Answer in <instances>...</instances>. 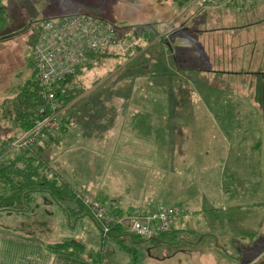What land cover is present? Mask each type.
<instances>
[{
    "label": "rangeland",
    "instance_id": "obj_1",
    "mask_svg": "<svg viewBox=\"0 0 264 264\" xmlns=\"http://www.w3.org/2000/svg\"><path fill=\"white\" fill-rule=\"evenodd\" d=\"M0 1L6 9L5 18L0 22V101L13 95L17 86L31 76L29 57L39 23L70 13L103 18L119 31L116 41L109 47L108 57H99L74 77L73 83L83 90L72 98L73 101L88 100L92 103L88 102V106L93 105L96 109L106 106L112 114L117 113L112 109L120 106L108 102L118 101L119 96H113L121 95L120 92H125L128 97L164 96L174 101L171 106L175 110L165 120L161 118L166 116V112L152 102L145 103L149 104L145 105L146 109L154 106L159 119L152 114L151 120H148L144 106L133 115L119 111L118 118L125 127L138 121L141 130L169 129L172 133L163 146L162 137H153V147L161 146L160 152L153 150V175L149 178H153V202L163 197L166 205L171 203L168 200L179 188H185L180 196L195 195L186 229L165 232L157 238H130L125 235L122 243L130 249L122 246V257L118 250L115 255L111 253L112 264H264V104L255 99V88L250 89L249 83L240 78V73L222 72L219 71V64L212 65L215 64L212 61L215 45H219L225 33L229 34L227 32L231 30L240 37V47L238 52H232V65L228 67L247 71L249 76H256L257 72L264 75V52L262 54L261 48L264 24L259 20L262 17L258 7L260 1L252 9L245 0H233L236 6H232L231 12L214 8L213 4L221 3V0H194L195 3L186 6L167 0ZM202 5L210 6L204 10ZM235 14L238 17L234 18ZM237 20L248 25L240 26L244 23H239L237 29L226 28ZM145 29L169 33L172 46L177 44L181 48L182 52L175 53L183 67L179 77H170L171 74L161 71V68L156 70L158 73L153 71V50L147 54L144 52L153 40L147 42L142 34L137 35ZM255 37L258 39L251 40ZM253 42L255 48L251 46ZM205 48H209V52ZM134 67H137L136 71H133ZM136 74L139 77L134 80L135 87L131 89L130 84ZM122 79L131 82L124 83ZM173 81L183 82L185 88L176 87ZM145 101L149 102L148 99ZM82 112H76L79 118L83 117ZM91 122L97 123L93 119ZM127 130L123 129L124 135L120 136L121 128L118 129L113 140L112 137L98 140L91 136L85 143L82 128L75 135L78 138H74L75 143L80 141L78 147L65 154V158L73 164L65 163L63 166L64 154L54 159L50 156L49 161L60 160L67 175L73 174V170H69L71 166L75 169V176L97 181L93 186L99 189L98 182L105 178L107 158H111L113 149H116L113 146L119 138H132L127 136ZM13 132L9 121L0 117V144ZM182 147H186L187 152H180ZM16 152L13 150L10 155ZM231 170L237 182L232 185L231 193L225 190L216 200L219 205L208 206L202 195L205 193L207 197L209 191L214 193L223 186L230 187ZM146 171V168L142 169V173H127L124 170L127 178H138L135 184L129 185L138 197L144 193L146 185L140 184L139 179ZM112 172L109 169L106 179ZM204 173L207 183L200 186V176ZM115 188L118 189V186ZM198 188L202 190L200 193ZM125 192L120 193L124 195ZM99 198H102L101 195ZM31 206L40 214L52 211V216L45 215L47 222L52 224H47L37 233L45 240L79 238L91 248L90 252L93 250L95 253L101 248V243L108 240L116 243L111 236L102 238L98 227L89 218H86L84 226L88 232L80 226V222L77 226L73 224L77 219L74 214L65 216V223L62 224L58 222L57 209ZM105 248L104 252L110 246ZM102 264H108L105 258Z\"/></svg>",
    "mask_w": 264,
    "mask_h": 264
},
{
    "label": "crops",
    "instance_id": "obj_2",
    "mask_svg": "<svg viewBox=\"0 0 264 264\" xmlns=\"http://www.w3.org/2000/svg\"><path fill=\"white\" fill-rule=\"evenodd\" d=\"M169 3H173L172 0H167ZM227 1L229 0H221V3L213 4L215 9H224L227 10V7H231V5H227ZM260 1V5L258 7L261 8L262 17L259 19L264 24V0H245V2H248L249 7L254 9L255 3ZM195 1L191 0L188 1L185 4V6L193 4ZM235 2V1H234ZM205 3V2H204ZM207 4V3H206ZM211 4V3H210ZM236 2L234 3V7ZM204 6V5H202ZM210 5H207L209 7ZM246 6V5H245ZM244 6V7H245ZM205 7V8H204ZM203 9L205 10L207 7L204 6ZM248 8V5L246 6ZM198 12V11H197ZM231 12V8L229 10ZM195 13V12H194ZM193 13V14H194ZM194 16V15H193ZM231 14L229 15V17ZM238 17L236 14L234 18ZM257 20L254 19V21ZM258 20V21H259ZM254 21L252 23H254ZM236 23L231 25H237L240 22L239 20L235 21ZM250 23V22H249ZM183 24L180 25L182 27ZM249 26L253 28L250 24ZM159 32V35L162 34L163 36V42L160 43L159 40H157L152 45H149L144 52L146 54L149 51L153 50V71L157 72V69L161 68V71H167L171 74L170 77H179V72L183 67L179 64V59L176 56V52H182L181 48L176 44L174 47L172 46L171 42L169 41V33L166 34V32L161 33ZM228 33V32H227ZM254 34V33H253ZM224 40L229 41L230 46L235 45L237 49V45L235 43L236 40H238L240 37L238 36L237 32L231 31L229 34L225 33V36L222 37ZM222 39V40H223ZM258 38H254L251 40H257ZM261 40L264 41V36H261ZM220 43V41H219ZM155 46V47H153ZM252 48H255L254 42L251 43ZM262 48V54L264 52V43L261 44ZM205 51L209 52V48H205ZM235 48L231 47L230 50H233ZM221 51V46L215 45L214 47V54L219 55ZM143 53V51H142ZM170 60V63H168ZM172 60V61H171ZM214 62V58L212 60ZM213 65V64H212ZM218 66V64L216 65ZM137 67H134L133 71H136ZM130 71V70H129ZM160 71V70H159ZM158 73V72H157ZM135 77V79H134ZM139 77V74H136L133 76L132 84H130L131 89L135 87L134 80H136ZM124 83H130L131 80H123ZM176 85V87L185 88L183 82L180 83L178 81H173ZM150 84V83H148ZM130 88V87H129ZM121 95H115L119 96L118 101H111L108 103L111 104H118L120 107H116L115 109H112V111H117V113L113 112L110 113V109L106 106L104 107H98L93 108V105L88 106L91 103L88 100L84 101H73L70 100L68 103L64 105L63 110L61 111L60 117H61V123L62 128L59 130L56 134H54V137L47 138L44 142L41 143V148L39 150V153H41L43 156L46 157V159H50V156H53V159L56 157H60V154H64V157L62 158V164L65 166L66 164H73V161L70 162L67 158H65V154L72 152L75 147H78L80 141L77 143L74 142V138H78L75 135H77L80 131V129L83 128L85 134H82V137L88 142L89 137H97L98 140H101L100 138L104 137H112V140L114 139L116 135V132L118 129L121 128V134L120 136L124 135L123 129L128 128L127 136H131V140L126 137H122L118 139V142L116 143V146L114 145L116 149L114 151L113 156L110 158H107V163H105V178L100 180L98 183L100 185L99 189L96 188L95 185L97 181L85 179L83 177L75 176L74 171L75 169L70 166L69 170L72 172V175H67L64 168L62 169V165L60 163V160H53L49 161V168L56 174L57 182L60 181L64 182L69 191L74 190H87L91 193H93L100 201L104 202L105 204L109 205L110 207L117 208V210H121L122 212L126 213H133V214H150L155 212L161 204H165V199L163 197L157 198V200H154L153 202V193L151 188H153V178H149L150 175H153V150L155 152H160L159 147H153V137H162V146L164 141L168 142L170 139V136H172V133L169 131V129H164L160 131L158 128L153 130L152 128H149L148 130H141V124H139L138 121L135 122V125H129L127 127L124 126L122 120L118 118L119 111L125 112L126 114L133 115L138 110L142 109L141 106L149 105L151 102L153 104L159 105V107L166 112V116H163L161 118L162 120H165L168 118L169 113L173 114L172 111L175 110L174 107L171 106V104H174V101H170L167 99V97L164 96H130L128 97L125 95V92H120ZM163 95V94H162ZM85 97V96H84ZM83 98V96H82ZM197 98V97H196ZM146 99L149 100L145 101ZM149 103V104H145ZM92 104V103H91ZM166 109L164 106H166ZM84 106L86 108L84 109ZM92 106V107H91ZM140 106V108H138ZM95 109V110H94ZM83 110V117L82 115L80 118H83V120L80 121V118L78 117L79 114H76L77 111ZM147 111V119L151 120L152 114L156 115L155 117L159 119V115L156 114V108L149 106ZM95 120L97 123L91 122V120ZM143 121V120H142ZM123 124V125H122ZM125 127V128H124ZM138 127V129H136ZM79 128V129H78ZM75 130H77L75 132ZM83 132V133H84ZM166 132V133H165ZM174 135V134H173ZM126 136V135H125ZM90 140H92L90 138ZM93 140H95L93 138ZM131 141V142H130ZM175 141V139H173ZM128 142V143H126ZM118 153H117V152ZM187 152L186 147L181 148L180 152ZM261 152V151H260ZM263 154V153H262ZM117 157H114L116 156ZM182 155V154H181ZM262 157V155H260ZM114 158V159H113ZM264 158V154H263ZM113 159V163H112ZM261 162L260 160H258ZM77 165V163H75ZM137 168L136 170H134ZM146 168V173H144V177H142L140 184L146 185L143 187L144 193L141 194L139 197L138 195L134 194L133 189L129 186L130 184H135V181L138 180L137 177L133 178H127V175L124 173V170L129 173V171H138L142 173V169ZM206 170L205 167H202ZM211 168V166L209 167ZM264 168V164H263ZM109 169L112 172L110 173V178L108 176V179H106L107 172ZM232 169V168H231ZM202 170V169H201ZM200 170V174H201ZM78 171V170H77ZM78 173V172H76ZM102 174V170H101ZM206 173H204L202 176H200L199 185L205 186L207 183L206 179ZM140 177V176H139ZM144 178V179H143ZM206 179V181L204 180ZM260 181V180H259ZM237 183L235 180V174L231 170L230 173V187H224L217 192L207 194V197L205 196V193L202 195L204 202H207V205L210 207H215L218 204V201H216L219 197L221 198V193L225 190L232 191V185ZM115 186H118V189L115 188ZM206 188V187H205ZM203 189V188H202ZM126 190L125 194L122 195L120 192ZM185 188H179L177 191H173L174 195L172 194L170 199L168 201H172L171 203L165 204L164 206H179L183 207V211L181 214L177 216L175 219V222L173 223V227L171 231H184L186 229V225L188 222V217L191 215V209H193V203L195 201V195L193 196H180V193H183ZM198 188V192L200 193ZM99 195H101V199L99 198ZM179 195V196H178ZM105 199V200H104ZM216 201V202H215ZM220 201V200H219ZM31 204L36 205L37 207L43 209L46 208V206L51 207V209H57L56 212L59 220L58 222L64 224L65 221L63 218L66 216H69L70 214L76 215L77 219L74 220L73 224L75 226L78 225V222H80L81 227L85 229V224L87 223L86 218H89L91 221L94 222L92 217L84 211V209H80L75 201L73 199H70L68 197H61L58 200H53L47 192L44 191H33L28 199V204H18L23 207V209L15 210L12 207L3 208L0 206V264H102L103 258L106 259L108 264H112V258L111 253L114 255L116 254V251H120V256L122 257V253L124 250L121 249L120 243L112 242L111 240L106 241L104 243L103 247L110 246V249L104 252V257L99 262L97 261V251L96 253L92 250L90 252V247H87L86 244L78 239L79 241L83 242V247L80 249L81 251L73 252V253H64L59 251H54L49 247V243L55 242V241H62V240H45V238L41 237L39 233L41 230H43L45 227H47V224H52L51 222H47L46 217L52 216V211L46 210L47 216L45 217L46 213H38L34 208L31 206ZM206 205V203H205ZM12 206V205H10ZM137 209V210H136ZM43 217L36 218V217ZM57 224H60L58 223ZM89 232L88 229H85ZM92 232V229H91ZM72 238V237H71ZM68 239V238H65ZM64 239V240H65ZM202 240V237L199 238ZM106 249V248H105ZM113 255V256H114Z\"/></svg>",
    "mask_w": 264,
    "mask_h": 264
},
{
    "label": "trees",
    "instance_id": "obj_3",
    "mask_svg": "<svg viewBox=\"0 0 264 264\" xmlns=\"http://www.w3.org/2000/svg\"><path fill=\"white\" fill-rule=\"evenodd\" d=\"M172 1L178 4H184L191 0H172ZM234 3L235 2L233 0L227 1V5H231V7H227L228 8L227 10H230L231 8L232 11V6L234 5ZM5 12L6 9L0 1V22L4 20ZM72 14H78V13H70L67 15H63L57 19L47 18L42 22L48 20L60 21L65 16ZM98 19L108 22L103 18H98ZM42 22L39 23L38 30ZM108 23L112 26V28L117 34V32L119 31H117L114 25H112L110 22ZM245 25H248V23H244L243 25L240 26H245ZM238 26H239L238 24L229 25L226 28L237 29ZM229 32H231V30ZM141 34L143 35V39L146 40L147 42L153 40V43H155L157 40H159V42L162 43L164 41L162 34L159 35V31L153 30V32H151L145 29L143 30V32H137V35H141ZM235 43L237 45V49L234 44L233 46H230L229 41H226L224 39L221 40L220 42L221 51L219 55H216L214 57L215 64L213 65L216 66L217 64H219V66L221 67L219 71L222 72H227L232 74L235 73L237 75L240 73L241 74L240 78L246 80L249 83L248 86L250 87V89L255 88V93H254L255 99L259 103L264 104V75L262 74V72H257L259 74L256 76L255 75L249 76L247 74L248 73L247 71H243V70L241 71V70H235L229 68L230 67L229 65H232L231 64L232 52L235 53L236 51L238 52L239 51L238 48L240 47L239 39L236 40ZM140 46L142 45H139V47ZM109 47L111 46L102 45L97 49L86 50L85 52L87 54L88 61L84 65L77 66V68L73 72L65 75L62 79L57 80L56 82H54L49 86V89L54 91L56 97L62 102L63 105H65L70 100H72V98L79 95V93L83 90L82 87H78L75 83H73L74 77L80 72V70L84 69L85 67L89 68L92 65V63L97 61L99 57L101 58L108 57L107 53H109L110 51ZM231 47L235 49L230 50ZM31 53L29 57L30 63L32 65L31 76L28 79H26L23 83H21L19 86H17L16 91L14 92L13 95L6 96L0 101V117L9 121L14 131L12 135H9L5 139H3V141L0 144V206L3 208L12 207L15 210H19V209L21 210L23 209L21 205L23 204L27 205L30 194L36 190L47 192L53 200H58L63 196L68 197L70 199H73L80 209L82 210L84 209V211L89 213V215L94 220L95 225L98 227L99 234L102 236V238L111 236L114 239V241L120 242L121 247L125 246V248L128 250L130 248H128V246L125 243H122L123 237L125 235H129L130 238H135L140 236L126 231L120 225H113L110 228V231L106 235H104L100 231V226L98 221L93 217V215L90 213L88 208L75 197L76 190L70 192L67 185L64 182L62 181H60L59 183L57 182L56 174L49 168L48 159H46L45 156L39 153V150L41 148V143L44 142L49 137H54L55 136L54 134H48L47 137L44 139V141H38L37 143L29 147L12 148L10 150L6 148L5 143L7 139L14 138L18 134L31 128L44 114L40 110L41 105L44 103L39 94V90L42 88V85H40V83L38 82L33 81L32 79L34 76L35 69L33 62L31 60ZM46 107L47 106L44 105V109H46ZM62 126L63 125L60 120L59 130H61ZM13 150L17 151L16 154L10 155V152ZM110 211L114 214L124 213L121 210H117V208L114 207H110ZM136 215H141V214H136ZM172 227L170 230L165 232H170L172 230ZM165 232H160L157 235H153L145 238H157L160 234ZM48 245L54 251L73 253L76 252L77 249L78 251H81L80 249H82L83 247V242L75 238H68L62 241L51 242ZM101 245H102L101 248L96 253L97 261L99 262L104 257V250H105V248L103 247L104 243H101Z\"/></svg>",
    "mask_w": 264,
    "mask_h": 264
},
{
    "label": "built area",
    "instance_id": "obj_4",
    "mask_svg": "<svg viewBox=\"0 0 264 264\" xmlns=\"http://www.w3.org/2000/svg\"><path fill=\"white\" fill-rule=\"evenodd\" d=\"M115 41L116 32L108 22L84 13L68 15L60 21L42 22L32 47L31 60L35 69L32 79L42 85L39 94L44 103L40 110L44 114L31 128L7 139L6 148L29 147L44 141L48 134H56L60 129V114L64 105L49 86L73 72L77 66L84 65L88 61L86 50L102 45L111 46ZM75 197L98 221L104 235L113 225H120L126 231L144 238L157 235L170 230L183 209L162 205L151 214H114L107 204L87 190H76Z\"/></svg>",
    "mask_w": 264,
    "mask_h": 264
}]
</instances>
